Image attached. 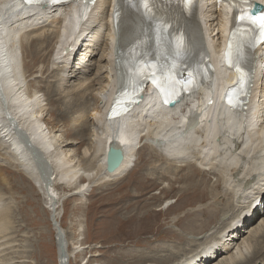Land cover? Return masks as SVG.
Instances as JSON below:
<instances>
[{"label":"bare ground","instance_id":"obj_1","mask_svg":"<svg viewBox=\"0 0 264 264\" xmlns=\"http://www.w3.org/2000/svg\"><path fill=\"white\" fill-rule=\"evenodd\" d=\"M259 1L264 3V0ZM85 6L88 5L75 2L63 7L39 8L34 4H23L21 0H0V264H14L7 262L3 253L9 248H3L8 242H1L12 233L8 200L13 197L16 179L8 170L21 174L29 182L24 188L34 190V180L39 184L50 204L51 220L61 243L59 247L65 252L64 256L60 255V264H68L70 255L78 251L80 245L78 248L73 245L69 251L65 231L58 223L60 212L57 208L63 204L62 199L67 194L82 198L92 189H89L92 184L103 182L108 185L124 179L130 183L126 175L137 161L142 144L150 152L148 160L156 156V160L172 161L164 166L166 169H188L173 182H187L182 193L193 191L194 194L196 191L198 197L205 194V199H212L207 206L214 210L209 213L214 212L219 217L218 226L201 239V249L192 251L181 262L180 256L186 248L180 250L178 260L172 261L178 253L173 249L154 253L151 250L145 251L146 254L141 251L129 253L124 264H256L257 260L264 264V44L260 46V56L254 67L251 101L244 112L221 108L217 100L222 83H233L232 72L217 59L221 43L225 45L227 39V9L215 0H205L200 14L207 44L216 58L214 78L171 106L157 101L155 92L148 86L141 102L125 114L107 119L111 98L121 84L117 83L120 67L112 23L114 5L112 0H96L87 20L79 23V11ZM98 17L100 23L96 25ZM128 17L130 14L118 33L121 43L130 40L139 27L136 16L134 19ZM90 33L93 44H85L81 49L82 38ZM54 39L52 49L45 52ZM194 40L198 41L197 38ZM30 44L32 49L28 50ZM87 46H91V50H87ZM78 51L83 54L76 60ZM96 54L99 58L94 61ZM46 59L49 62L47 60L45 64ZM50 67L56 70L57 81L54 87L47 83L55 90L49 95V101L54 99L60 103L68 98L70 103H66L68 108L59 113V121L72 123L74 138H65L61 133L64 128L55 119L43 122L45 108L39 91L43 87L41 77L47 71L49 74L46 69ZM34 72H38L40 78L34 76ZM93 87L96 91L90 108L87 99L92 95ZM86 135L89 136L88 143L77 158L78 150L74 145L83 144ZM110 144L120 146L124 153L120 166L113 172L105 170V154ZM159 154L163 156L159 157ZM152 160L148 168H153V172L150 170L151 173L146 174L153 175L154 169L159 168L156 160ZM208 173L215 176L214 182L206 180ZM146 174L134 175L131 180L141 192L143 187H149L146 181L154 179ZM198 175L203 178L195 181ZM162 180L164 184L165 180ZM200 182L206 191L200 189ZM62 188L67 189L64 195ZM170 189L168 182L160 193L167 194ZM129 197L124 194L120 199ZM164 202L167 208L172 206L171 201ZM161 205H156V210H162ZM241 227H245L242 231L248 230L246 237L240 233ZM229 245L232 249H228ZM219 252L224 253L217 257V262L214 258Z\"/></svg>","mask_w":264,"mask_h":264},{"label":"rangeland","instance_id":"obj_2","mask_svg":"<svg viewBox=\"0 0 264 264\" xmlns=\"http://www.w3.org/2000/svg\"><path fill=\"white\" fill-rule=\"evenodd\" d=\"M97 19L96 25L100 23L99 17ZM91 34L92 33H90V35L88 34L86 38H82L84 43L82 42L83 45L80 46L81 49H84L85 44L88 46L93 44L94 39L90 41ZM54 42L55 39L52 41V45L51 43L49 44L50 46L48 45L45 52L52 49L51 46H53ZM31 45L32 44L29 45L30 47H27L28 50L32 49ZM88 46L87 50H91L92 47ZM84 52L86 51L84 50ZM78 53L80 54L75 56L76 60L77 58H81L83 54L82 51H78ZM47 58H49L48 55ZM98 58L99 54H96L93 60L96 61ZM47 60L48 59H46L45 64ZM102 62L104 63L103 60ZM46 70H49V74L47 71L46 74L41 77L42 84L40 85L43 87H41L39 91L42 95L45 108L42 117L43 122L47 123V121L50 122V120L55 119V121H58V124L61 125L62 129L64 128L61 133L65 134V138H74L71 129L72 123L69 121L66 123L59 121L61 119L59 113L68 108V104L66 103L70 102L68 98L61 100L60 103L54 99L53 101H49V95L55 92V90L53 91L49 86L53 85L54 87L57 81V72L51 67ZM94 71L95 69H93L92 74ZM33 74L37 76V78H40L38 72H34ZM92 74L91 76H93ZM29 79L31 80L33 78H27V80ZM94 89L95 87L92 88V95H89L87 99L90 103V108L94 103L93 94L96 91ZM88 137V135L85 136L86 140L83 144L74 145L77 146L74 148L78 150L77 158H79L83 152L82 147L87 145ZM142 145L137 153V161L134 162L132 170L126 175L129 177L130 183H127V180L124 179L108 185L103 182L95 186L92 184L89 186V189L91 187L92 189H88L89 191L84 197L80 198L76 195L68 196L67 194L62 199L63 204L60 205L59 209L57 208V211L59 210L60 212L58 223L65 231V237L70 244L69 251L73 245H78L77 248L80 245L78 251L70 255L68 264H117V261L120 264H124L128 255L132 253L135 254L139 251L145 253V251L151 250H154L153 253L157 251L166 252L170 249L178 252L172 257L173 261L178 260L180 250L186 248V251L180 256L179 262H181L187 255H190L192 251L201 249L203 244L199 242L204 239L205 234L215 231V228H217L219 217L214 212L209 213V210H214L212 207L207 206L209 203H212V199H205V194L198 197L195 193L196 191L194 194L193 191H184L182 193L181 190L187 187V182H173L174 179H178L182 174H185L188 169L176 170L173 167L166 169L165 167L167 164L172 161L164 159L156 160L155 156L153 160L152 157H150V160H156L155 163L159 164V168H157V170L154 169L153 175L146 174L153 172V168H148L150 166V160H148L150 152L148 149L145 150L146 148ZM158 156L161 157L163 155L159 154ZM8 173L11 174L12 178L16 179V181L12 189L13 197L8 200L11 210L10 229H12V233H9L6 239H1V242L2 240L8 242V244H4L5 246H3V248L11 247L10 249L4 248L6 250L3 251L5 258L6 256L8 258L7 262L14 264H60V239L57 238V231L54 230L49 208L50 204L47 197L43 194L42 190H40L39 184L35 183V180V191L33 188L29 190L27 187H23L28 185L29 182L23 179L21 174H16L13 170H8ZM140 173L146 174L147 177L151 175L154 178L146 181V185H149V187H143L142 192L137 185L134 186L131 183L133 176L136 175L138 177ZM130 174L132 176H129ZM158 176L163 177L162 179L165 180L164 184L163 180H160ZM206 177V180L209 179L211 183L215 180L213 174L208 173ZM170 178H172V180H169ZM202 178L203 176L198 175L195 177V181L202 180ZM168 182L170 183L171 189L167 194H161L162 188L166 186ZM188 183L194 182L188 181ZM200 183V189L206 191L204 184H202V182ZM206 183L207 182H205V184ZM105 187L107 188L104 189ZM35 188H37L38 191ZM66 191V188H62L61 193L63 194ZM124 194L130 195V197L121 200L120 198H122ZM152 197L155 199H152ZM166 200L172 202V206L169 208L165 205L164 201ZM156 205H161L162 210H156ZM205 206H207V208H204ZM203 210H205V213ZM221 213L220 211L219 214ZM235 214H237V212L234 214L232 213L234 216ZM223 217L228 218L229 216L223 215ZM201 223H203L204 226H201ZM246 228H248V225ZM243 229H245V227L239 229L240 233L246 237L249 232H247L248 230L246 232L245 230L242 231ZM174 234L181 235L182 237H177ZM184 239H186V241ZM189 239L195 240L188 241ZM241 239H243V237L240 238V241ZM73 242L76 243L72 244ZM231 247L232 245H229L228 249H232ZM11 250L14 253L11 252ZM225 252H227V249ZM223 253L224 252H219L214 260H217V257ZM20 256H22V258ZM111 259L113 261H111ZM256 262L262 264L260 260Z\"/></svg>","mask_w":264,"mask_h":264},{"label":"snow or ice","instance_id":"obj_3","mask_svg":"<svg viewBox=\"0 0 264 264\" xmlns=\"http://www.w3.org/2000/svg\"><path fill=\"white\" fill-rule=\"evenodd\" d=\"M188 2H190V0H185V3H188ZM141 3L146 10V14H151L152 9L149 6V0H141ZM249 18L254 20L256 23H258L260 25L261 38L264 39V15L253 16V17H249ZM239 19L243 20V19H245V16L241 15L239 17ZM166 29H167V26L164 25L163 23H161L158 26V31L166 30ZM233 35H235V33H233ZM184 47H185V45H184L183 38L182 37L177 38L175 41L176 54L179 55L180 52L184 49ZM240 56H242V51L238 48L236 55L234 57L233 44L230 42L229 45L227 46V50L225 52V62L229 67H234L236 72L240 75L241 80H243L244 71L239 64ZM197 75L198 74H192V73L189 74V79L186 80L183 84V90L184 91H189L191 89H194L195 87H198V85L202 82L203 78L198 79ZM152 78H153V80H152L153 84L156 85V87L160 90V92L162 94H164L165 96L169 95L168 89H171V95H172L173 99H175V97L179 94L176 91V87H175L179 82L176 81L171 76L170 72L167 75H164L163 77H161L160 79H157L156 72L153 71L152 72ZM165 85H167V88L165 87ZM164 102L170 103L171 101L169 99H165ZM229 103H231V100H229Z\"/></svg>","mask_w":264,"mask_h":264},{"label":"water","instance_id":"obj_4","mask_svg":"<svg viewBox=\"0 0 264 264\" xmlns=\"http://www.w3.org/2000/svg\"><path fill=\"white\" fill-rule=\"evenodd\" d=\"M124 157L123 150L120 146L110 144L106 149L105 154V170L107 172L115 171L121 164ZM61 244V243H60ZM61 246V245H60ZM60 255H65L63 249H60Z\"/></svg>","mask_w":264,"mask_h":264}]
</instances>
